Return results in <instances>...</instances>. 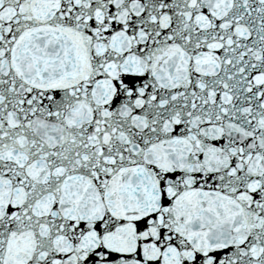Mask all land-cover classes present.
<instances>
[{"label":"snow or ice","instance_id":"snow-or-ice-1","mask_svg":"<svg viewBox=\"0 0 264 264\" xmlns=\"http://www.w3.org/2000/svg\"><path fill=\"white\" fill-rule=\"evenodd\" d=\"M0 264H264V0H0Z\"/></svg>","mask_w":264,"mask_h":264}]
</instances>
